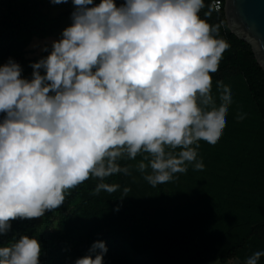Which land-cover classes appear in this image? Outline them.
<instances>
[{
  "label": "clouds",
  "instance_id": "1",
  "mask_svg": "<svg viewBox=\"0 0 264 264\" xmlns=\"http://www.w3.org/2000/svg\"><path fill=\"white\" fill-rule=\"evenodd\" d=\"M73 4L72 24L32 64L31 79L21 66L42 52L33 41L26 61L0 66V235L17 218L48 223L40 217L90 177L100 181L96 193L115 192L119 185L105 180L129 172L124 158L144 154L136 167L152 186L189 166L203 171L200 142L215 146L227 124L232 93L217 81L213 95L212 74L229 44L201 18L205 0ZM96 249L75 264H104L106 242ZM40 254L39 239L24 234L0 246V264H40ZM262 256L256 251L245 264Z\"/></svg>",
  "mask_w": 264,
  "mask_h": 264
},
{
  "label": "trees",
  "instance_id": "2",
  "mask_svg": "<svg viewBox=\"0 0 264 264\" xmlns=\"http://www.w3.org/2000/svg\"><path fill=\"white\" fill-rule=\"evenodd\" d=\"M214 1L205 0L200 16L218 29V38L226 40L229 48L212 74L213 95H218L217 81H222L233 103L217 144L200 142L203 171L189 166L186 173L150 187L145 179L148 173L136 167L144 154L134 160L124 158L120 164L129 172L105 180L119 185L115 192L96 193L100 181L90 177L70 189L60 207L45 213L56 218L57 231H47L52 220L41 225L37 218H17L11 222L12 229L0 235V246L24 234L34 236L41 244L40 264H75L89 254L95 258L101 251L90 252L96 241L107 244L104 264H205L235 259L245 264L256 251H264V69L250 43L230 30L226 0H220L223 6L218 11ZM116 3L119 6L124 0ZM49 7L45 0H0V66L10 58L23 63L34 39L49 37L61 28L63 16L51 18ZM51 50L52 43H47L39 55L30 57V64L23 63L22 76L31 79L32 64ZM4 115L0 113V120ZM132 174L137 176L135 188L155 193L157 202L151 209L136 201L137 190L129 186L130 179H124ZM259 264H264V256Z\"/></svg>",
  "mask_w": 264,
  "mask_h": 264
},
{
  "label": "water",
  "instance_id": "3",
  "mask_svg": "<svg viewBox=\"0 0 264 264\" xmlns=\"http://www.w3.org/2000/svg\"><path fill=\"white\" fill-rule=\"evenodd\" d=\"M225 12L230 30L250 43L264 69V0H226Z\"/></svg>",
  "mask_w": 264,
  "mask_h": 264
},
{
  "label": "rangeland",
  "instance_id": "4",
  "mask_svg": "<svg viewBox=\"0 0 264 264\" xmlns=\"http://www.w3.org/2000/svg\"><path fill=\"white\" fill-rule=\"evenodd\" d=\"M45 1H48L51 3V6L49 7L51 18H54L57 16H63L62 17V24H61V28L59 30L55 31L54 33H52L49 37L42 38L39 40H37V39L33 40V43L30 46V48H32L34 51H36L35 52L36 54H39L41 51H43L44 47L47 43H53L54 41H57L60 38H62V33H63L64 29L67 28L68 26H70L73 22L72 21V14H67V11H72L76 7L73 4V0H67V2L60 3V4H54V3H52V0H45ZM227 24H228V22H227ZM43 45H44V47H43ZM31 55H34V54H31ZM135 177L137 178L136 175L132 174V175L126 176L124 179H130V185L129 186L135 188L134 187L135 182H136ZM146 182L151 187V184L147 180H146ZM135 189L138 191V193L136 191V196H135V198L137 197L136 201L144 204L146 206V208L151 209L153 204L157 202L156 199L154 198L155 193L154 192H148L147 190H140L138 187H136ZM40 220H41V222H46L48 220H52V224H53L52 227L56 228V225H57L56 218H54V217L47 218V216L44 215V216L40 217ZM205 264H241V263L235 259V260H230L228 262L213 261V262H209V263H205Z\"/></svg>",
  "mask_w": 264,
  "mask_h": 264
},
{
  "label": "built area",
  "instance_id": "5",
  "mask_svg": "<svg viewBox=\"0 0 264 264\" xmlns=\"http://www.w3.org/2000/svg\"><path fill=\"white\" fill-rule=\"evenodd\" d=\"M214 5H215V9L218 11L222 9L223 3L220 0H216L214 1Z\"/></svg>",
  "mask_w": 264,
  "mask_h": 264
}]
</instances>
